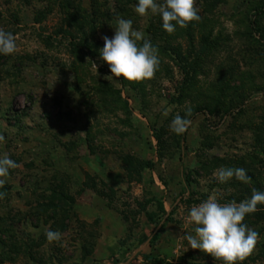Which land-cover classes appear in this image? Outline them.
<instances>
[{
    "label": "rangeland",
    "instance_id": "obj_1",
    "mask_svg": "<svg viewBox=\"0 0 264 264\" xmlns=\"http://www.w3.org/2000/svg\"><path fill=\"white\" fill-rule=\"evenodd\" d=\"M137 3L0 0V28L17 44L0 54V157L18 165L0 187V264H222L182 238L194 235L190 208L264 192V42L247 30L264 0H197L200 20L172 34ZM118 7L158 49L150 80L104 78L102 37L114 36ZM188 110V130L171 132ZM221 167L244 168L251 182L220 183ZM257 208L244 222L259 239L243 264H264Z\"/></svg>",
    "mask_w": 264,
    "mask_h": 264
},
{
    "label": "clouds",
    "instance_id": "obj_2",
    "mask_svg": "<svg viewBox=\"0 0 264 264\" xmlns=\"http://www.w3.org/2000/svg\"><path fill=\"white\" fill-rule=\"evenodd\" d=\"M135 12L145 17L149 13L159 14L162 18L163 29L172 34L177 26L183 29L193 21H199L197 0H138ZM117 27L112 38L102 37L104 47L100 56L109 65L111 76L104 77L111 80L114 77L129 82L150 80L159 69L160 59L158 49L150 40L145 39L142 31L133 29V21L117 17ZM17 50L16 37L11 32L0 28V54L12 55ZM93 68L97 65L92 62ZM188 110L185 117L177 114L169 125L171 132L176 135L184 134L192 121ZM5 137L0 135V142ZM16 162L7 154L0 157V187L5 184L9 170L17 168ZM214 175L220 183H226L233 177L245 184L251 182L244 168H224L216 170ZM264 204V192L253 189L252 195L237 203L231 201L221 204L214 195H210L204 202L193 205L187 216V222L194 225V235L184 234L190 248L199 250L215 261L222 264H243L255 251L259 234L244 222L246 216L258 211L257 205ZM49 242L59 241L61 233L47 230Z\"/></svg>",
    "mask_w": 264,
    "mask_h": 264
},
{
    "label": "trees",
    "instance_id": "obj_3",
    "mask_svg": "<svg viewBox=\"0 0 264 264\" xmlns=\"http://www.w3.org/2000/svg\"><path fill=\"white\" fill-rule=\"evenodd\" d=\"M117 11H115L116 15L114 16L115 18H117L118 14L119 13H122L123 10L121 9V7H118V8H115ZM117 16V17H116ZM264 16V5L261 6V7H257L254 9L252 15H250L249 19L247 20V30H248V33H249V36H251V38L254 40V42L258 45L261 44V46L263 45L262 42H264V29H261L259 27V20ZM88 32V31H87ZM95 32V29L91 30L90 33H93ZM81 33H82V37H84V40L85 38L87 37V33H85L84 31L81 30ZM88 33V34H90ZM255 35H258L259 38L258 39H255ZM254 37V38H253ZM205 53V49H202L196 56H198V58H194V59H199L200 55L204 54ZM177 54V53H176ZM178 56V55H176ZM194 60V62L192 64H189L187 65V67L189 68V72H185L186 75H187V78H190V76H192L193 73H195V70H196V65H197V61ZM151 164L150 163H147L146 164V167L147 168H151ZM64 200V204L68 205V207H71L73 204H74V200L72 198H63ZM161 212L164 213V215H167L168 216V219H170V216L172 215L171 213L170 214H166L164 212V209L161 207ZM158 234H154L152 236V239H151V242H155L157 239H158Z\"/></svg>",
    "mask_w": 264,
    "mask_h": 264
},
{
    "label": "crops",
    "instance_id": "obj_4",
    "mask_svg": "<svg viewBox=\"0 0 264 264\" xmlns=\"http://www.w3.org/2000/svg\"><path fill=\"white\" fill-rule=\"evenodd\" d=\"M134 261L131 263V264H136V258L135 259H133ZM139 263V261L137 262V264Z\"/></svg>",
    "mask_w": 264,
    "mask_h": 264
}]
</instances>
